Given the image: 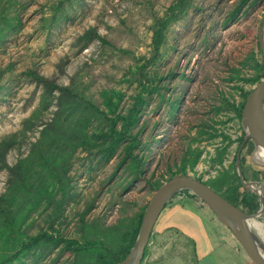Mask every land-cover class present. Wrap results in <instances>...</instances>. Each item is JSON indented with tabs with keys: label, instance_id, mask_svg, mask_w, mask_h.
I'll list each match as a JSON object with an SVG mask.
<instances>
[{
	"label": "rangeland",
	"instance_id": "obj_1",
	"mask_svg": "<svg viewBox=\"0 0 264 264\" xmlns=\"http://www.w3.org/2000/svg\"><path fill=\"white\" fill-rule=\"evenodd\" d=\"M59 1L0 2V140L10 137L0 156V195L13 188L10 168L18 161L26 183L15 189L19 198L10 215L14 231L19 227L31 235L55 229L82 240V217L113 226L145 207L155 189L152 182L181 173L182 157L191 150H198V157L193 166H185V173L217 183L226 193L228 187L219 178L223 173L233 176L237 138L244 130L239 120L225 119L227 111L213 107L222 94L241 98L229 76L235 67L243 73L252 70L243 62L256 52L264 0H246L237 12L241 0H192L170 24L156 64L144 68L154 75L157 89L143 93L146 100L129 129L138 138L131 152L143 161L136 173L130 170V159L123 160L126 140L103 153L112 137L102 135L111 136L99 112L107 109L102 93L109 91L112 97L108 116L125 113L140 88L138 67L151 54V26L173 0H68L54 17ZM8 6L7 13L1 12ZM14 8L20 20L12 16ZM91 29L103 42L92 37L85 43L81 36ZM33 73L68 86L77 101L68 95L60 105L59 90L38 83ZM238 83L246 90L256 84ZM218 118L225 121L213 122ZM205 122L219 135L206 137L201 132ZM119 125L118 119L116 129ZM219 151L224 153L221 162H213ZM254 157L247 156L240 169L263 194L264 157L260 152ZM51 171L61 172L64 179H52ZM42 181L51 185L39 191ZM184 190L161 210L140 264H254L210 208ZM256 218L264 223V211ZM73 259L62 244L40 245L15 264H68Z\"/></svg>",
	"mask_w": 264,
	"mask_h": 264
},
{
	"label": "trees",
	"instance_id": "obj_2",
	"mask_svg": "<svg viewBox=\"0 0 264 264\" xmlns=\"http://www.w3.org/2000/svg\"><path fill=\"white\" fill-rule=\"evenodd\" d=\"M2 1L3 0H0V2ZM66 1L68 0H61L54 6V17L56 15L61 14V8L65 7ZM245 1L246 0H241L240 5H238L233 12H237V10H239V7L243 5ZM250 2L251 0L248 2V4ZM191 5L192 0H173L171 4L167 7L166 11L154 20L151 26V54L146 58L144 63L138 67V71L139 73H141V77H137L136 80L140 88L138 92L134 95L132 102L128 106L125 113L108 116L107 110H109L110 113L113 107L112 97L109 91H104L102 93L104 104L107 109L105 110L99 108V112L107 119V127L111 136L107 132L102 133V135L106 138L112 137V141L107 144L106 147H104L103 153L107 151H113V148L115 147V142H118L120 139L126 140L122 147L123 151L125 152V158L123 160H125L126 157L130 159V164L132 165L130 167V170L132 171L135 169V173L137 171H140V167L143 161L140 157L133 155L131 152V149L138 144V138L135 135L129 133V129L133 122L137 120L138 109L140 108L141 104L144 103L146 100L144 98L143 93L151 92L157 89V86L155 84H152L156 83L154 75H152V73L146 72L144 68L149 65L156 64L159 58L160 50L166 43V31L168 27L170 26V24L180 18ZM8 8L9 6L4 9H1V12L7 13ZM14 10L16 12V16L14 14L12 16L20 20V17L17 16L18 12L16 11V8H14ZM89 32H91V34ZM88 34H90L91 36ZM92 37H96L98 38V40L103 42V38L100 37L94 31H92V29L86 31L84 35L81 36L82 39H85V43L91 40ZM256 46V52L251 53L248 56V60H245L243 62V67L249 66L252 69L251 72L243 73L241 71V68L235 67L233 68V75L229 76L230 79H235L233 86L238 89V92L241 95L240 100L235 101L233 99L225 97L224 94H222L221 100L219 101L218 105H215L213 107L214 111L217 112L227 111L225 113H229L231 117L225 115L224 117L226 120L235 119L240 121L241 110L245 97L251 90L244 89L243 86L238 82L243 81L244 83L251 84L255 82L257 83L259 79L263 76L261 49L258 40ZM33 77L37 80L38 83H42L46 87L57 88L59 90L60 105L61 98H63L64 100L68 95L69 97H71L72 101H77L78 98L75 95H72V91L68 86H58L56 84H53L47 78L36 73H33ZM159 95L162 96L161 91L159 92ZM74 103L75 102H72L71 108L75 107L73 105ZM87 104L90 103L88 102ZM118 119L120 120V125L119 128L116 129V121ZM224 121L225 120H221V118H218V120L214 119L213 122L221 124ZM209 129H211V131H209ZM201 132L206 133V137L208 138H213L214 136L219 135V133H217L216 127L210 122L204 123ZM222 136L227 137L223 133ZM44 137L47 138L48 135L44 134ZM242 138V135L237 138L238 144L236 151L242 141ZM9 139L10 137L8 136L3 137L2 140H0V156L4 155L7 151L10 143ZM243 147H246V149L244 151V154L239 156L240 168L243 167V165L245 164L247 156L253 161V159L255 160L254 155L256 153H259L258 149L254 148L253 142L250 138H248L244 142L241 148L243 149ZM197 151L198 150L188 151L185 153L184 157H182V161L180 163L181 173H185V166L187 164L193 166L195 160L198 157L199 151ZM223 154V152L217 153L216 157L212 158V161H217L218 163L221 162ZM235 159L236 153L233 157L232 163L233 176L223 173V178H219V181H222L223 179V183H226V188L228 187L226 193H223L217 189V187L215 186L217 185V183L208 184L206 181L204 182L210 185L215 191L220 193L231 203L240 207L243 211L247 213H253L259 207L258 195L254 192H247L241 184L236 171ZM22 169L23 166L19 161L16 162L10 168V170L15 175V184L13 185L12 189L7 191V193H3L0 195V264H15L16 262L20 261V257L22 255L29 254L32 249L37 248L40 245L57 246L62 244L63 250L72 253L73 257H75V259L70 261L68 264H115L118 260L125 256V254L128 252L135 240L144 207H141L133 215L127 216L124 219L119 220V222L113 226H104L102 223H99L97 221L86 222L82 217L79 221L80 237L82 240H79L75 237H65L55 229H53V233H49L46 230H41L36 234L31 235H26L25 232L22 233L19 227H17L16 231H14L13 226H10V215L14 216V213L11 211V209L14 208V200L19 198L14 194L16 191L15 189H22L24 188V186H26V183L24 181V172L22 171ZM42 169L45 170L46 167H42ZM53 173L54 171L50 172V176L52 177V179H54L53 177H58L60 178V180L64 179V176L61 175V172L60 175H58V173ZM197 178L199 179V177ZM36 181L37 183L39 182L38 178L36 179ZM161 183L155 181L152 182L151 185L153 188H155ZM50 185V181H42L40 185L38 184V189L39 191H44L43 189H47ZM24 193L27 192L24 191ZM191 195L197 197L194 194ZM2 219L4 220L3 223L1 222ZM50 227L53 228V226ZM21 233L24 235V238L21 237Z\"/></svg>",
	"mask_w": 264,
	"mask_h": 264
},
{
	"label": "water",
	"instance_id": "obj_3",
	"mask_svg": "<svg viewBox=\"0 0 264 264\" xmlns=\"http://www.w3.org/2000/svg\"><path fill=\"white\" fill-rule=\"evenodd\" d=\"M264 16L257 30V40L261 49L263 64V76L252 87L245 97L241 110V126L244 135L240 147L236 153L235 166L239 180L247 192H254L258 195L259 207L253 213H247L240 207L231 203L220 193L215 191L203 180L198 179L189 173H175L160 185L155 187L148 199L141 217L135 240L123 258L115 264H140L143 258V251L154 224L170 197L177 191L186 189L202 200L215 214L217 220L226 226L238 241L246 255L254 264H264V241L259 238L249 227L248 219L257 217L264 211L263 195L256 187L254 181L245 180L239 166L240 148L250 138L254 148L264 150ZM254 161V160H253Z\"/></svg>",
	"mask_w": 264,
	"mask_h": 264
},
{
	"label": "bare ground",
	"instance_id": "obj_4",
	"mask_svg": "<svg viewBox=\"0 0 264 264\" xmlns=\"http://www.w3.org/2000/svg\"><path fill=\"white\" fill-rule=\"evenodd\" d=\"M258 151L261 153V155L264 157V150L257 147ZM248 225L250 229L259 236L260 239L264 241V223L258 220L256 217H251L248 219ZM262 254L264 255V252L261 250Z\"/></svg>",
	"mask_w": 264,
	"mask_h": 264
},
{
	"label": "flooded vegetation",
	"instance_id": "obj_5",
	"mask_svg": "<svg viewBox=\"0 0 264 264\" xmlns=\"http://www.w3.org/2000/svg\"><path fill=\"white\" fill-rule=\"evenodd\" d=\"M239 147H240V145H239ZM239 147H238V149H239ZM238 149H237V150H238ZM243 149H244V147H243ZM245 149H246V148H245ZM236 153H237V151H236ZM241 172H242V170H241ZM262 195H263V198H264V193H263Z\"/></svg>",
	"mask_w": 264,
	"mask_h": 264
}]
</instances>
